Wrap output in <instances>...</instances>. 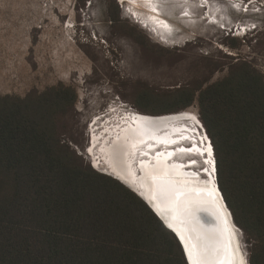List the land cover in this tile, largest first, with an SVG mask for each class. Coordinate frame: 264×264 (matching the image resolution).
<instances>
[{
  "label": "trees",
  "instance_id": "1",
  "mask_svg": "<svg viewBox=\"0 0 264 264\" xmlns=\"http://www.w3.org/2000/svg\"><path fill=\"white\" fill-rule=\"evenodd\" d=\"M152 100L159 116L196 102L218 187L252 242L249 264H264V74L240 62L203 89L185 85ZM75 101L61 84L0 96V264H186L149 207L69 145Z\"/></svg>",
  "mask_w": 264,
  "mask_h": 264
},
{
  "label": "rangeland",
  "instance_id": "2",
  "mask_svg": "<svg viewBox=\"0 0 264 264\" xmlns=\"http://www.w3.org/2000/svg\"><path fill=\"white\" fill-rule=\"evenodd\" d=\"M161 1L168 30L148 21L144 0H0V96L72 88L66 140L84 165L104 169L100 150L115 128L134 114L159 117L158 105L147 103L152 97L185 85L203 89L240 62L264 74V0H188V17L179 0ZM180 114L198 124L181 121L189 136L168 150L201 146L200 138L211 145L196 102L162 116ZM189 160L187 169L206 178L204 155L184 156ZM237 235L249 264L252 242L241 229Z\"/></svg>",
  "mask_w": 264,
  "mask_h": 264
},
{
  "label": "bare ground",
  "instance_id": "3",
  "mask_svg": "<svg viewBox=\"0 0 264 264\" xmlns=\"http://www.w3.org/2000/svg\"><path fill=\"white\" fill-rule=\"evenodd\" d=\"M160 1L151 0V3H147L150 6L147 7V19L162 30H168L172 25L170 26L166 18L160 14ZM192 117L191 114L159 117L145 116L139 113L134 114L125 122L122 128L114 129L112 141L109 144L103 142L100 151L108 172L117 176L138 192L141 188L148 191L151 198H154L158 205L161 204V207L168 210L173 218L176 217V220L184 222L182 215L186 212L184 210L186 206H191L192 210L188 212L193 215L192 218L206 211L211 212L217 219L221 218L222 225L215 226L217 228L216 232L211 236L205 235V237L209 238L205 243L212 249L211 264H229L230 259H232V249L228 247L229 240L231 239L233 248H238L236 234L218 193H215V200L209 196L211 189L215 188L212 174L204 172L206 174L205 177L207 176L208 178H202L199 173L187 169L191 166V162L190 160L185 162L183 158L195 151L180 153L177 150H168L169 145H176L183 140L182 137L189 136L190 130L188 127L179 123L188 121L196 125L197 120H193ZM183 129L188 132L183 133ZM194 131H196V128H194ZM133 140L136 141L135 149L130 147ZM171 140H175L176 143L166 142ZM202 140L203 138H200L202 145L197 147L202 149L209 146V144H203ZM96 141L97 138L93 136V145ZM140 141L143 142L141 143ZM159 145H163L162 147L164 148L161 149L164 150L154 149ZM182 148L184 147L182 146ZM168 152H173L174 155L165 159ZM141 153L147 154L141 155ZM158 153H162L163 156L158 157ZM204 158L205 160L208 159L206 153ZM206 168L210 169L211 166L207 165ZM166 170L168 172L167 175L164 174ZM154 175L159 177L155 182H153ZM177 191H182L186 194V198L181 199L179 208L176 204L175 196ZM221 205L222 207H220ZM217 209H219V213ZM192 218L189 221V227L186 224L184 225L185 228L174 225L177 226L175 228L184 233L186 238L189 236V229L192 230L191 235L193 237L202 236L203 234L197 229L196 223ZM193 242L189 241V244L191 245ZM240 256L243 257L238 252L237 259Z\"/></svg>",
  "mask_w": 264,
  "mask_h": 264
},
{
  "label": "snow or ice",
  "instance_id": "4",
  "mask_svg": "<svg viewBox=\"0 0 264 264\" xmlns=\"http://www.w3.org/2000/svg\"><path fill=\"white\" fill-rule=\"evenodd\" d=\"M121 2V6L123 5V0H120ZM130 2H132V0H130ZM146 3H151V0H145ZM165 27H167V25H165ZM193 120H195V117H192ZM183 139H187V137H182ZM205 139H207L205 137ZM141 143L143 141H140ZM167 143H172L175 144L176 141L175 140H171V141H166ZM130 147L132 149L136 148V141L133 140V142L130 144ZM178 152L180 153H191L193 151L197 152L199 155L203 156L205 155V153L208 156V159L204 160V164L210 165L211 168H206L204 169L205 172H209L210 174L214 175L217 172V166H216V162L213 161L212 159V154H213V147L211 145L207 146L206 148H199L195 145H193L192 148H179L177 149ZM147 153H141V155H146ZM172 155H174L173 152H168L167 153V157H165V159H167L168 157H171ZM158 157L163 156L162 153H158L157 154ZM192 163H195V161H192ZM142 166H143V162H142ZM155 171V170H154ZM165 175L168 174L167 170L164 173ZM158 175H154L153 176V182H155L158 179ZM215 193L216 190L213 187L211 189V191L209 192V196L213 198V200H215ZM175 196H176V204L179 208L180 205V201L182 198H186V194L182 191H177L175 192ZM222 207V205L220 206ZM185 211H189L192 210L191 206H186L184 208ZM217 212L219 213V209H217ZM176 217H174L175 219ZM166 223V227L168 229H171L173 232H176L177 236H179L180 240L183 242L184 244V251L188 256L189 262L190 264H211V252L212 249H210L208 247V245L205 243V241L207 239H209L208 237L205 236H196L193 237L191 235V231L192 230H188L189 231V236L186 238L184 233L179 231L178 229H176L172 223H169L167 221H165ZM189 241H194L193 243H191V245L189 244ZM228 247L230 249H232V259H230L229 264H245L244 259L242 256H240L237 259V253L239 252L238 248H233L232 244H231V239L229 240V245Z\"/></svg>",
  "mask_w": 264,
  "mask_h": 264
},
{
  "label": "water",
  "instance_id": "5",
  "mask_svg": "<svg viewBox=\"0 0 264 264\" xmlns=\"http://www.w3.org/2000/svg\"><path fill=\"white\" fill-rule=\"evenodd\" d=\"M162 146L163 145H159L158 147H156L154 149L155 150H157V149L164 150V149H161V148H164ZM145 157L148 159L147 156H145ZM212 158H213V161H215V159H214V153L212 154ZM99 166H101V167H97V166L93 165L94 170H96L99 173H102L104 175H108V176L112 177L113 179L117 180L118 182H120L123 186H125L127 189H129L131 192H133L136 196H138L149 207V209L161 221V223L164 225V227L167 230H169L176 237V239L179 242L180 247L182 249V252H183V255H184L186 264H190L189 259H188V256H187V254L184 251L183 242L180 240L179 236H177L176 232H173L171 229H168L166 227L165 221H167L169 223H172L173 226L174 225H177V226H180V227L185 228V226H184L185 224L189 227V224H190L189 221H191V218H192L193 215L190 212H188V211L184 212V214L182 215V217H183V219H184L183 221L185 223L182 222V221H179V220L174 219L172 217V214L168 210H165L163 207L160 206L161 204L158 205L157 202H156V200L154 198L153 199L151 198V195H150V193L148 191L143 190L142 188H141V190L139 192L136 191V190H134L132 187H130L128 184H126L123 180H121L117 176H115V175L111 174L110 172H108L107 171L108 169L106 167H105V169H103V165L99 164ZM202 175H204L203 172H202ZM213 181L215 183L216 192L218 193V196L220 197V200L223 203L224 208L227 210L228 215H229V221H230L231 225L234 228V233L236 234V240H237V245H238V249H239L240 255H243L242 252H241V249H240V245H239V241H238V235H237V231L240 230V229L235 225V222L233 220L232 214H231L229 208L227 207L226 202H225V200H224V198L222 196V193H221V191H220V189L218 187L217 179H216V173L214 174V180ZM217 216H218V214H217ZM192 219H194V222L196 223L197 229L200 232L203 233L202 236H205L206 234L209 235V236H211L214 232H216V229H217L216 227L222 225L221 218H218L217 219L216 216L213 215L209 211L199 213L198 216H195ZM177 226H174V227H177ZM244 260H245V264H248L247 263V260L245 258H244Z\"/></svg>",
  "mask_w": 264,
  "mask_h": 264
},
{
  "label": "flooded vegetation",
  "instance_id": "6",
  "mask_svg": "<svg viewBox=\"0 0 264 264\" xmlns=\"http://www.w3.org/2000/svg\"><path fill=\"white\" fill-rule=\"evenodd\" d=\"M163 1V0H162ZM161 1V2H162ZM178 1V0H177ZM180 2H179V4L180 5H182V7H181V13L184 15V16H186V17H188V16H190V14H191V11H190V8H189V4H187L188 3V0H179ZM200 1V4L203 6H205L206 4L205 3H202V1L201 0H199ZM171 3H173V4H175L176 3V5H177V2L175 1V0H171ZM170 3V4H171ZM162 4H164V2L162 3ZM187 4V6L185 7V5ZM172 7H174V6H172ZM189 9V10H188Z\"/></svg>",
  "mask_w": 264,
  "mask_h": 264
}]
</instances>
